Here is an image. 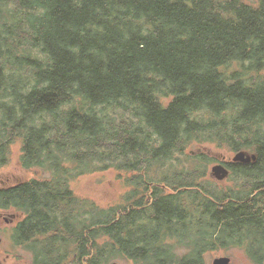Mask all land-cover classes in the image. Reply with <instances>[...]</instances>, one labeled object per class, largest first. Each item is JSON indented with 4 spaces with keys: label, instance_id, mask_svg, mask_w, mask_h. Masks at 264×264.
I'll return each mask as SVG.
<instances>
[{
    "label": "trees",
    "instance_id": "obj_1",
    "mask_svg": "<svg viewBox=\"0 0 264 264\" xmlns=\"http://www.w3.org/2000/svg\"><path fill=\"white\" fill-rule=\"evenodd\" d=\"M15 143L47 173L0 185L31 264H205L229 247L264 264V0H0V167ZM208 145L256 158L224 162V187ZM104 170L121 202L73 192Z\"/></svg>",
    "mask_w": 264,
    "mask_h": 264
},
{
    "label": "rangeland",
    "instance_id": "obj_2",
    "mask_svg": "<svg viewBox=\"0 0 264 264\" xmlns=\"http://www.w3.org/2000/svg\"><path fill=\"white\" fill-rule=\"evenodd\" d=\"M244 1L251 3L255 0ZM200 148L214 160L207 165V172L216 184L224 187L232 185L233 181L227 180L228 176L222 180L215 179L211 175V167L216 163L221 162L224 164L226 161H232L235 152L225 147H214L213 145L200 146ZM188 151L191 152L190 148ZM18 155L19 145L15 143L11 147V153L7 164L0 167V185L19 182L33 175H47V173L39 168L25 169L21 167L18 161ZM70 186L76 195L90 198L101 206L121 202V195L125 190L113 170H104L81 175L71 181ZM20 217V214L12 210H0V264H31L30 253L20 247L14 248L10 243V230ZM220 256L229 257L228 264H253L241 247L220 248L208 251L204 254L205 264H212V261ZM111 262L117 264H130L129 261L123 258H116Z\"/></svg>",
    "mask_w": 264,
    "mask_h": 264
},
{
    "label": "water",
    "instance_id": "obj_3",
    "mask_svg": "<svg viewBox=\"0 0 264 264\" xmlns=\"http://www.w3.org/2000/svg\"><path fill=\"white\" fill-rule=\"evenodd\" d=\"M255 158H256L255 154H248L245 151L239 150L236 151L235 154L233 155L232 161L248 163L250 161L255 160ZM228 174H229V169L221 162L216 163L211 167V175L217 180H222L226 178ZM228 263H229V257L227 256H220L212 261V264H228ZM111 264H117V263L113 262Z\"/></svg>",
    "mask_w": 264,
    "mask_h": 264
}]
</instances>
